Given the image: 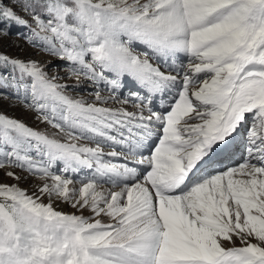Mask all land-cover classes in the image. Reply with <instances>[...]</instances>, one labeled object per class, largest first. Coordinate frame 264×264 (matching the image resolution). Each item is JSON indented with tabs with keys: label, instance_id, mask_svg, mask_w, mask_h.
I'll list each match as a JSON object with an SVG mask.
<instances>
[{
	"label": "snow or ice",
	"instance_id": "1",
	"mask_svg": "<svg viewBox=\"0 0 264 264\" xmlns=\"http://www.w3.org/2000/svg\"><path fill=\"white\" fill-rule=\"evenodd\" d=\"M9 4L75 84L0 53V264H264V0Z\"/></svg>",
	"mask_w": 264,
	"mask_h": 264
},
{
	"label": "rangeland",
	"instance_id": "2",
	"mask_svg": "<svg viewBox=\"0 0 264 264\" xmlns=\"http://www.w3.org/2000/svg\"><path fill=\"white\" fill-rule=\"evenodd\" d=\"M2 3L4 5H9V0H2ZM18 11V9H17ZM21 15H23L21 13ZM9 35L5 37H0V53H4L8 55L9 57H19L22 59H33L37 60L42 64H46L45 71L48 73L49 77L58 74L61 79L58 81L59 83H67L68 85H74V80H68L67 74L64 72L63 68L66 64L65 61L56 59L55 57L46 55L42 52H37L32 46H30L26 40H24L22 37L28 32L27 29L19 27L12 30H8ZM126 81L127 88L133 84L129 78H124ZM3 91L4 96L9 97L7 99L0 98V113L15 118L17 120H21L29 127H32L36 130L43 131L48 128L47 125L39 123V121L35 120V114L29 111H26L23 106L18 104L13 96V94L8 90H0ZM87 91H90L88 88V82L84 83V86L75 88L74 91H71L70 94L74 97L77 95L87 96ZM54 131V130H49ZM246 135V133L244 134ZM10 169H0V183H8L13 184L16 183V181L7 178L5 176V172L9 171ZM14 171L17 172V174H21L18 169H15ZM34 185L31 183H26L24 185L23 180L21 181V185L25 187V189L28 191L29 194L36 191L35 184L40 183L39 181H33ZM79 185H77L78 187ZM44 202L47 203V198H44ZM65 213H74L75 209H72L69 205L65 204ZM77 215H79V212H76ZM85 216L90 215L87 211L83 213Z\"/></svg>",
	"mask_w": 264,
	"mask_h": 264
},
{
	"label": "bare ground",
	"instance_id": "3",
	"mask_svg": "<svg viewBox=\"0 0 264 264\" xmlns=\"http://www.w3.org/2000/svg\"><path fill=\"white\" fill-rule=\"evenodd\" d=\"M235 160H236V158H234L233 161H235ZM23 182H24V185H26V183H31V184L34 185V182H33V180H32L31 178H30L29 180H27V181H23ZM24 185L22 186V185H21V182H20V187H21V188H24V189H25ZM53 206H54L58 211H62V212L65 211V204H63V203H55Z\"/></svg>",
	"mask_w": 264,
	"mask_h": 264
},
{
	"label": "trees",
	"instance_id": "4",
	"mask_svg": "<svg viewBox=\"0 0 264 264\" xmlns=\"http://www.w3.org/2000/svg\"><path fill=\"white\" fill-rule=\"evenodd\" d=\"M15 28H19V26H17V25H15V24H13V25H11V26L9 27V29H8V30H12V29H15Z\"/></svg>",
	"mask_w": 264,
	"mask_h": 264
}]
</instances>
